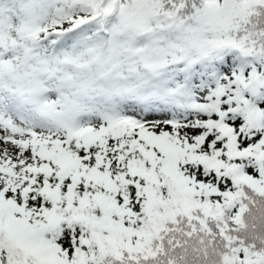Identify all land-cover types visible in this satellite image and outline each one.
Masks as SVG:
<instances>
[{"label": "snow or ice", "instance_id": "snow-or-ice-1", "mask_svg": "<svg viewBox=\"0 0 264 264\" xmlns=\"http://www.w3.org/2000/svg\"><path fill=\"white\" fill-rule=\"evenodd\" d=\"M0 264H264V0H0Z\"/></svg>", "mask_w": 264, "mask_h": 264}]
</instances>
